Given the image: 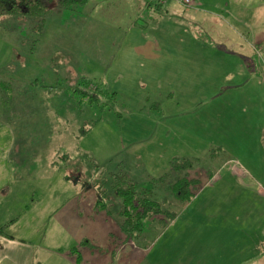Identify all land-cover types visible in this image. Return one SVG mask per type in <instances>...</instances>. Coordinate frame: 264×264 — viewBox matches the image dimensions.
<instances>
[{
  "label": "rangeland",
  "instance_id": "1",
  "mask_svg": "<svg viewBox=\"0 0 264 264\" xmlns=\"http://www.w3.org/2000/svg\"><path fill=\"white\" fill-rule=\"evenodd\" d=\"M190 1L168 0L165 10L149 11L145 0H88L68 10L54 5L42 33L34 17L0 16V127L11 128L0 129V145L3 136L13 140L6 208L15 222L7 232L25 244L20 253L31 254V264L35 256L41 264H72V248L83 264H217L225 247L264 264V85L261 94L251 84L236 90L226 83L221 92L210 84L198 98L193 86L165 75L139 78L133 64L139 54L126 51L194 43L183 25ZM225 4L230 28L219 29L212 42L228 46L231 31L237 49L221 57L217 47L214 54L234 65L241 56L248 62L259 38L239 37L234 29L250 21L264 29V18L253 14L255 7ZM166 55L154 53V71ZM82 78L107 95L95 103L74 95L85 89ZM174 159L189 161L195 173L190 201L166 226L155 217L126 238L110 174L127 175L138 193L151 189L155 200L166 201L163 209L177 211L168 188L152 187Z\"/></svg>",
  "mask_w": 264,
  "mask_h": 264
},
{
  "label": "crops",
  "instance_id": "2",
  "mask_svg": "<svg viewBox=\"0 0 264 264\" xmlns=\"http://www.w3.org/2000/svg\"><path fill=\"white\" fill-rule=\"evenodd\" d=\"M145 1L148 11L151 9L162 10L168 4L166 2L167 4L165 6L160 7L157 4H154V6L152 4L149 5L147 2L148 0ZM226 1H230L234 5H239L244 10H252L255 7L256 13L253 12V14L258 15V17L260 16L262 19L264 18V0H192V7L184 13L188 18V21L183 25L187 30V37H189L190 33L192 34L191 41L194 43L182 46L165 45V47L138 44L126 48L127 52L133 50L136 54H139L138 58L140 61L133 62V64L138 65V70L134 71L135 75L141 79H150L156 75H165L166 81L169 80L170 82L171 80L173 81V84L193 86L194 90L198 92V94H195L198 98L203 96L199 95V93L206 90L205 86L210 84L217 86V88H215V90L217 89V92H221L222 85L226 83H233L236 85L234 86L236 90L251 84L252 87H255V89L262 94L264 85V29H258L257 23L256 26H254L251 21L250 23L245 22L244 24L241 22L242 30L236 31L234 29V34L239 37L242 36L243 38L244 32L246 34H250L251 32L259 38V42L257 43L258 47H252V50L256 55L255 58L253 57L252 59V57H250L247 62L245 57L241 56L240 58H236L237 61L234 65L228 61H222L220 58L218 59L214 54L218 51L217 47H220L223 50L221 51V57L223 53L235 52L237 49L236 45L232 44L233 34L229 29L230 25H228L230 24V18L223 15L225 11L229 13L226 10L227 7L224 6L226 5ZM168 6H170V4H168ZM43 23L44 28L45 19ZM225 25L229 28H225L223 33L225 31L231 32H228L230 35L227 36L229 38L226 39V43L229 45L222 47L214 45L212 42L213 36H217L219 34L218 30H222ZM197 31L199 34L202 33L205 41L209 39L212 43L207 44L203 39L196 37L197 34H195V32ZM243 48L244 46H241V49ZM164 51L167 52V55L159 64H157V70L154 71V68H152L155 65V63H152V59L155 58L154 53L159 52L164 54ZM206 52H210V55L205 56ZM226 55L228 54H225V56ZM256 58L258 61L254 60ZM169 94L174 95L173 90H171ZM1 128L4 132L11 133V128L4 126L0 127V129ZM3 138L5 140L0 145V147L3 148L0 150V264H31V254L28 256L20 253L19 247L25 248V244L16 243L7 232V230L11 228L12 223L15 222L8 221L10 214L8 208H6L13 196L12 181L14 180V177L11 175L13 173L10 171L11 167L8 163L10 160L8 155L12 153L8 151V146H12L13 140L8 136H3ZM26 250H28V248ZM217 258V264L253 263V256L249 258L247 256H241L238 258L237 254L232 253L231 247L223 248V251L220 252V255H217ZM33 261H35L33 262L35 264H41L36 256ZM69 261L72 264H75L70 258Z\"/></svg>",
  "mask_w": 264,
  "mask_h": 264
},
{
  "label": "trees",
  "instance_id": "3",
  "mask_svg": "<svg viewBox=\"0 0 264 264\" xmlns=\"http://www.w3.org/2000/svg\"><path fill=\"white\" fill-rule=\"evenodd\" d=\"M87 2L88 0H0V16L27 15L34 17L40 23L37 30L41 32L44 17L51 6L56 5L68 10L82 8L87 5ZM82 80V86H85V89L79 87L74 89L72 91L74 95H80L88 103L97 102L104 93L107 95V91L104 88L100 89L97 85L88 83L85 78H82ZM91 85L96 87L95 92H90L89 87ZM188 163L190 162L186 160L182 163L183 165H180L179 160L174 159L170 166V173L163 175L159 179L152 180L153 190L158 185H163L164 188L170 190L169 193L176 201L175 203L171 202V205L177 208V211L163 209L162 204L166 205V201H163L162 198L160 201L155 200L154 196H152L153 194L151 192L153 191L151 189L138 193L135 184L127 175L119 173L110 174L111 189L122 201V209L119 215L123 221L120 226L126 238L140 234L143 231V222L152 220L155 217H161L160 222L163 223V226H166L175 219L178 211L188 204L191 196L194 194L193 182L195 180V173H190L192 168ZM65 179L69 180L67 177ZM195 182L197 183V180ZM83 244L84 246L87 245L86 243ZM68 255L75 257V264H83L81 252L78 248H72Z\"/></svg>",
  "mask_w": 264,
  "mask_h": 264
},
{
  "label": "built area",
  "instance_id": "4",
  "mask_svg": "<svg viewBox=\"0 0 264 264\" xmlns=\"http://www.w3.org/2000/svg\"><path fill=\"white\" fill-rule=\"evenodd\" d=\"M168 0H156V3L160 6H164L163 4H165ZM182 2H185L186 4L191 3L190 0H182ZM191 5V4H190Z\"/></svg>",
  "mask_w": 264,
  "mask_h": 264
}]
</instances>
